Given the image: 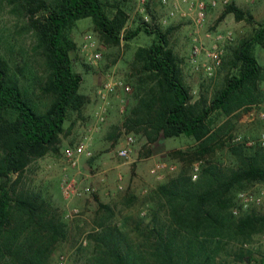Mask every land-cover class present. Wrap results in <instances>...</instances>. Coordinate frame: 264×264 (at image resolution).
Returning a JSON list of instances; mask_svg holds the SVG:
<instances>
[{
  "label": "trees",
  "instance_id": "obj_1",
  "mask_svg": "<svg viewBox=\"0 0 264 264\" xmlns=\"http://www.w3.org/2000/svg\"><path fill=\"white\" fill-rule=\"evenodd\" d=\"M12 1L17 5L14 10L29 19L27 28L33 32L46 70L41 94L49 103L42 109L0 55V264H50L56 245L66 238V226L42 192L20 190L18 183L31 161L59 151L68 113L80 112L86 104V96L79 92L82 79L71 59L76 48L71 31L76 22L90 19L107 46H118L139 33L152 38L150 45L134 53V64L144 75L141 83L152 86L125 126L142 130L149 143L160 136L191 138L195 142L191 151L175 153L188 167L222 145L209 117L214 112L228 115L254 101L262 67L253 47H264V26L229 50L222 63L228 73L209 101L201 97L191 103L167 34L141 24L122 35L127 17L116 4L111 5L115 12L110 16L103 0ZM228 14L236 20L245 17L233 4L225 7L221 17ZM251 151L244 146L233 148L234 167L208 162L196 180L183 169L157 186L151 196L157 207L148 224L139 218L127 229V219L118 224L113 209L100 205L103 213L87 235L88 246L81 248L85 251L82 264H228L222 255H228L229 245L243 244L264 232V216L254 210L240 216L232 212L239 191L264 183V149ZM91 161H87L89 168ZM161 211L164 221L159 219ZM233 254L241 261L251 252L240 247Z\"/></svg>",
  "mask_w": 264,
  "mask_h": 264
},
{
  "label": "rangeland",
  "instance_id": "obj_2",
  "mask_svg": "<svg viewBox=\"0 0 264 264\" xmlns=\"http://www.w3.org/2000/svg\"><path fill=\"white\" fill-rule=\"evenodd\" d=\"M12 0H0V55L9 61L10 72L29 91L32 99L42 109L49 100L41 94V84L46 75L43 58L35 47V38L28 29L27 16L16 12ZM19 0H17L18 2ZM211 0H206L210 2ZM215 8L208 7L206 22L200 34L204 48L220 35L230 34L231 40L223 42L226 59L229 50L250 38L257 29L264 26V0H216ZM226 1V3H224ZM106 11L112 16L115 12L111 5L116 4L126 14L127 21L122 35L133 32L141 24H148L167 34L168 47L173 51L181 77L191 94V103L201 97L209 99L218 90L228 73L226 67L213 71L208 76L205 68L208 61L202 55L197 65L190 62L193 47V23L191 14L167 18L168 8L160 5L159 0H103ZM173 1L170 0V3ZM233 4L245 17L236 20L232 14L221 17L225 7ZM17 6V5H16ZM184 10V8H183ZM147 20V22L145 21ZM165 21L166 23H162ZM208 35V37L206 36ZM76 48L71 53L73 70L81 76L79 92L87 101L80 112L70 111L64 124V133L60 136L59 151L34 159L25 169L20 190L42 192L50 201L54 211L66 226V238L59 242L51 257L50 264H82L88 246L87 235L93 230L100 205H108L114 211V220L124 223L132 229L139 218L143 225L152 220L157 204L151 199L157 186L178 175L183 169L189 170L192 180H196L202 166L217 163L234 167L233 148L244 146L252 149H264V47L255 45L253 55L262 67L261 80L254 93L253 102L224 115L214 112L210 117V126L217 133V142L222 145L214 154L207 155L201 161H194L190 167L175 155L176 152H189L195 142L191 138L159 137L155 143H149L142 130H129L125 126L126 118L134 117L132 112L144 98V92L152 83H141L144 75L134 64V53L139 47H146L152 38L143 33L129 41L121 40L118 46H107L101 42L90 19L76 22L71 31ZM91 43V46L88 45ZM87 45V46H86ZM99 54L96 61L92 56ZM106 74L122 80L131 90H116L108 96V109L103 122H97L96 113L100 102L96 92L101 88ZM138 129V128H137ZM132 136L134 144L128 158H121L117 151L125 138ZM84 137L90 138V150L93 154L89 170L70 168L64 158L67 150L73 149ZM252 152V151H251ZM123 164L122 168L116 166ZM156 165L164 166L151 173ZM16 179V175L12 176ZM260 198V205L243 206L240 195ZM236 205L232 212L235 216L254 210L264 216V183L246 185L236 194ZM77 211V212H74ZM165 213L159 214L164 221ZM264 232L252 236L243 243L228 246V255H222L228 264H264ZM249 250L251 254L236 261L233 252L238 248ZM81 250V251H80Z\"/></svg>",
  "mask_w": 264,
  "mask_h": 264
},
{
  "label": "built area",
  "instance_id": "obj_3",
  "mask_svg": "<svg viewBox=\"0 0 264 264\" xmlns=\"http://www.w3.org/2000/svg\"><path fill=\"white\" fill-rule=\"evenodd\" d=\"M159 0V3L163 7L168 8L167 18H173L176 15L180 17H185L188 14L192 16L193 23V47L190 54V62L193 65H197L200 56H204L208 61V66L205 71L208 76H212L213 71L219 68L222 64V58L224 55L223 42L231 40L230 34L222 37L220 35L216 36L208 48H204L202 37L200 36L205 22L208 7L215 8L217 6L216 0H211L206 2V0ZM226 3V1L224 2ZM184 8V10H183ZM147 22V20H145ZM162 23H166L163 21ZM208 37V35H206ZM91 46V43L88 44ZM87 46V45H86ZM100 55L95 54L92 56V60L96 61L99 59ZM122 90L123 92H129L131 88L125 84L122 80L114 79L110 74H106L104 82L101 88L97 90L96 95L100 102L98 107V112L96 113L97 122H103L108 109V96L116 91ZM134 144V139L132 136H127L125 138L124 144L117 151V155L121 158H128L132 146ZM93 154L90 150V138L84 137L73 149L67 150L64 154V158L67 165L70 168L84 169L87 165V161L92 159ZM164 166L156 165L155 169L151 173H155L161 170ZM242 198L243 206L247 207L249 204L260 205L261 199L254 198L253 196L245 197L243 194L239 196ZM77 212V211H74ZM235 215L237 211L233 212ZM264 241V240H263Z\"/></svg>",
  "mask_w": 264,
  "mask_h": 264
},
{
  "label": "crops",
  "instance_id": "obj_4",
  "mask_svg": "<svg viewBox=\"0 0 264 264\" xmlns=\"http://www.w3.org/2000/svg\"><path fill=\"white\" fill-rule=\"evenodd\" d=\"M116 167H118V168H119V167L122 168V167H123V164H120V165H118V166H116ZM84 169H85V170H89V167H88L87 165H85V166H84Z\"/></svg>",
  "mask_w": 264,
  "mask_h": 264
}]
</instances>
